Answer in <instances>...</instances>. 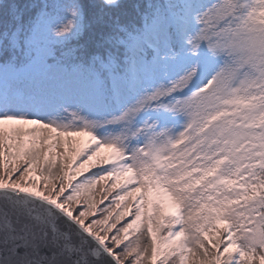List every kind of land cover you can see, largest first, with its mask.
Listing matches in <instances>:
<instances>
[{
	"label": "snow or ice",
	"instance_id": "6c2138e0",
	"mask_svg": "<svg viewBox=\"0 0 264 264\" xmlns=\"http://www.w3.org/2000/svg\"><path fill=\"white\" fill-rule=\"evenodd\" d=\"M0 264H264V0H0Z\"/></svg>",
	"mask_w": 264,
	"mask_h": 264
},
{
	"label": "trees",
	"instance_id": "16d2710c",
	"mask_svg": "<svg viewBox=\"0 0 264 264\" xmlns=\"http://www.w3.org/2000/svg\"><path fill=\"white\" fill-rule=\"evenodd\" d=\"M101 198L100 194L97 192L96 193V199L99 200Z\"/></svg>",
	"mask_w": 264,
	"mask_h": 264
}]
</instances>
